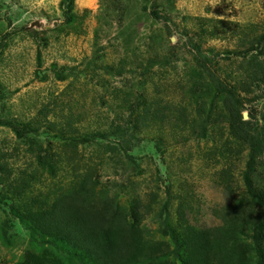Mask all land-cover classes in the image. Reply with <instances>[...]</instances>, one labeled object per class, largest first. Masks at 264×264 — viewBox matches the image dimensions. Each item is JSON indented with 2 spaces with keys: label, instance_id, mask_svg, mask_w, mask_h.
<instances>
[{
  "label": "rangeland",
  "instance_id": "1",
  "mask_svg": "<svg viewBox=\"0 0 264 264\" xmlns=\"http://www.w3.org/2000/svg\"><path fill=\"white\" fill-rule=\"evenodd\" d=\"M60 2L0 0V41L10 34L0 57L4 94L0 151L8 155L16 175L34 162L31 170L37 180L31 183L28 196L59 194L60 188L70 184L66 173L50 178L45 165L36 161L55 140L40 128L41 119L36 120L39 111L52 103L59 115L64 109L65 114L81 118L78 128L84 134L114 132L112 122L121 126L107 141L117 148L115 155L105 153L94 141L80 145L74 157L79 154L97 168L95 179L102 186L116 183L123 206L133 194L139 193L145 201L150 191L160 195L159 205L144 223L149 239H169L164 234L166 220L176 222L175 209L182 200L194 208L190 213L193 223L218 225L213 212L229 199L218 173L231 166L234 193L243 195L247 148L242 146L238 157L226 161L220 152L229 141L228 126L222 121L204 125V115L197 116L195 130L188 126L174 134L167 126H156L133 133L136 114L118 109L123 99L116 92L129 91L132 104L142 102V96L147 103L163 105L187 101V91L201 79L195 70L194 44L203 52L220 54L215 70L227 83L259 70L251 63L256 56L264 61L259 55L264 54L260 39L264 0H76L75 20L70 25L64 22ZM154 2L164 19L152 16ZM253 45L260 48L258 52L248 51ZM233 52H245L247 57ZM122 66L126 69L119 76ZM252 88L254 102L247 105L248 112L260 119L264 116V84ZM13 127L21 130V137ZM6 188L1 183L0 264L21 261L26 250L58 254L11 209L14 201L4 197Z\"/></svg>",
  "mask_w": 264,
  "mask_h": 264
},
{
  "label": "trees",
  "instance_id": "2",
  "mask_svg": "<svg viewBox=\"0 0 264 264\" xmlns=\"http://www.w3.org/2000/svg\"><path fill=\"white\" fill-rule=\"evenodd\" d=\"M75 1L60 2L65 24L70 25L75 20ZM158 11L154 2L152 16L164 19ZM9 37L10 34H6L0 41V57ZM260 39L264 41V34ZM257 47L253 45L248 51L258 52L260 48ZM192 48L195 49V70L201 79L197 86L187 91V101L163 105L160 101L147 103L142 96V102L132 104L129 91L117 90L123 99L118 109L136 114L131 131L137 134L156 126H167L174 134L188 126L195 130L198 117L203 115L204 125L219 124L220 121L227 124L229 141L220 155L229 162L239 156L242 146L247 148L246 170L242 176L244 194L236 197L234 174L231 166H227L218 173L219 184L229 196L228 203L213 212L219 219L218 225L198 226L193 223L190 213L194 208L182 200L175 209L176 222L166 220L164 234L169 239H149V233L143 227L159 205L160 195L150 191L145 201L139 193L133 194L128 205L123 206L118 189H115L116 183L102 186L95 179L99 173L97 168L80 159L79 154L74 157L80 145L94 141L99 142L105 153L115 155L117 148L107 141L110 135L114 136L122 129L121 126L112 122L114 132L98 130L84 134L78 128L81 118L65 114L64 109L59 115L57 105L51 103L39 111L36 120L41 119L40 128L42 126L53 134L55 140L49 142L44 156L39 153L36 161L45 165L50 178L66 173L70 184L67 188H60L59 194L38 192L35 196H28L31 183L37 180L31 170L34 162L16 175L8 162V155L0 151V185H7L4 197L14 201L10 207L21 221L58 254L51 250L42 253L26 250L23 259L15 264H264V171L261 170L264 116L258 119L248 112L247 107L254 102L252 87L257 83L264 84V61L259 62L256 56L251 65L260 67L259 70L254 69V73L237 78L234 84L227 83L215 70L220 54L203 52L196 44ZM233 54L247 57L245 52ZM37 55L40 60V50ZM125 69L122 66L119 76ZM3 100L0 83V105ZM245 112H248V119L244 117ZM1 124L7 125L6 122ZM12 129L21 137L18 127Z\"/></svg>",
  "mask_w": 264,
  "mask_h": 264
},
{
  "label": "water",
  "instance_id": "3",
  "mask_svg": "<svg viewBox=\"0 0 264 264\" xmlns=\"http://www.w3.org/2000/svg\"><path fill=\"white\" fill-rule=\"evenodd\" d=\"M33 27H38V24H33ZM245 118H247V117H245Z\"/></svg>",
  "mask_w": 264,
  "mask_h": 264
}]
</instances>
